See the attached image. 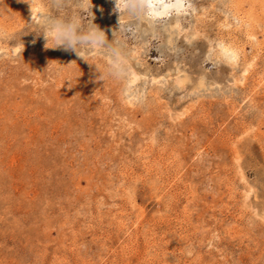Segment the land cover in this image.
I'll return each mask as SVG.
<instances>
[{"label":"rangeland","instance_id":"374dc122","mask_svg":"<svg viewBox=\"0 0 264 264\" xmlns=\"http://www.w3.org/2000/svg\"><path fill=\"white\" fill-rule=\"evenodd\" d=\"M45 2L0 0V264H264V0L133 30L139 103L47 43ZM91 14L121 37L115 0Z\"/></svg>","mask_w":264,"mask_h":264},{"label":"clouds","instance_id":"9594fccd","mask_svg":"<svg viewBox=\"0 0 264 264\" xmlns=\"http://www.w3.org/2000/svg\"><path fill=\"white\" fill-rule=\"evenodd\" d=\"M115 3L119 12V39L114 37L109 42L105 33L91 22V0H46L44 11L39 14L40 33L47 43L52 39L55 47L64 46L76 53L78 50L94 52L104 57L106 74L122 82L128 97L139 103L144 94L139 86L130 84L133 68L126 37L133 30L139 31L141 25L155 24L161 18L174 15L181 4L178 0H115ZM85 17L89 19L85 20ZM33 23L32 18L27 25ZM80 57L84 59V56Z\"/></svg>","mask_w":264,"mask_h":264},{"label":"bare ground","instance_id":"6f19581e","mask_svg":"<svg viewBox=\"0 0 264 264\" xmlns=\"http://www.w3.org/2000/svg\"><path fill=\"white\" fill-rule=\"evenodd\" d=\"M175 14H177V13H175ZM177 15H178V14H177ZM179 15H180V14H179ZM169 17H170V16H169ZM178 17H179V16H178ZM170 18H171V17H170ZM161 19H162V18H161ZM174 29H175V28H174ZM230 54H231V53H230ZM234 56H235V55H234ZM232 59H233V58H232ZM232 59H231V60H232ZM234 59H235V58H234Z\"/></svg>","mask_w":264,"mask_h":264}]
</instances>
